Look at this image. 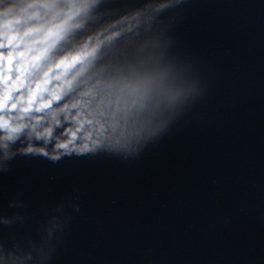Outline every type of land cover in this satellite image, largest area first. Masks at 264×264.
<instances>
[{
	"label": "water",
	"instance_id": "95a60500",
	"mask_svg": "<svg viewBox=\"0 0 264 264\" xmlns=\"http://www.w3.org/2000/svg\"><path fill=\"white\" fill-rule=\"evenodd\" d=\"M135 12L98 64L150 40L184 95L134 150L0 147V264H264V0H97L60 51Z\"/></svg>",
	"mask_w": 264,
	"mask_h": 264
},
{
	"label": "clouds",
	"instance_id": "9594fccd",
	"mask_svg": "<svg viewBox=\"0 0 264 264\" xmlns=\"http://www.w3.org/2000/svg\"><path fill=\"white\" fill-rule=\"evenodd\" d=\"M96 3L14 0L0 7V147L7 150L24 133L47 145L63 124L51 152L29 143L22 154L55 164L98 149L134 150L160 126L158 114L182 98L179 70L161 63L150 40L140 43L134 60L98 64L122 35H138L141 12L60 51Z\"/></svg>",
	"mask_w": 264,
	"mask_h": 264
}]
</instances>
